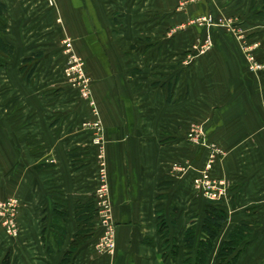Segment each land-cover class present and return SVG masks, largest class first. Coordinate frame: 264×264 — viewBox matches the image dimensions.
I'll return each instance as SVG.
<instances>
[{
  "label": "crops",
  "instance_id": "crops-1",
  "mask_svg": "<svg viewBox=\"0 0 264 264\" xmlns=\"http://www.w3.org/2000/svg\"><path fill=\"white\" fill-rule=\"evenodd\" d=\"M212 1L184 9L173 21L176 0H59L55 9L43 0H0V41L13 48L12 54L0 50L5 61V66L0 63V85L12 88L10 76L22 75L21 63L37 48L46 59H62L60 44L66 36L73 38L76 54L87 60L108 126L116 224L114 253L96 249L101 235L97 223L92 237L74 249L76 235L83 231L77 206L95 204L91 158L96 150L77 116L62 130L44 116L40 129L29 123L24 128L25 139L40 143L39 149L27 146L30 163L20 167L22 176L16 180L10 174L19 165L9 166V177L18 183L13 188L21 201V233L8 236L0 222V264L6 257L9 264H62L73 249L71 264H183L190 224L196 222L200 240L206 206L214 203L194 180L212 144L226 151L212 172L227 181L220 203L228 216L212 257L234 228L247 224L250 235L238 264H264V71L248 69L244 49L257 42V57L264 62V0ZM210 11L236 17L233 28L243 33L219 24L169 35L188 15ZM120 12H129L121 35L115 32ZM157 12L166 15L158 31ZM142 27L148 32H141ZM208 37L213 46L196 50L195 44ZM5 78L8 83L2 82ZM194 126L203 130L200 142L188 137ZM18 136L0 133V140L10 141V155ZM176 162L184 170H175ZM175 238L180 253L172 256Z\"/></svg>",
  "mask_w": 264,
  "mask_h": 264
},
{
  "label": "rangeland",
  "instance_id": "rangeland-1",
  "mask_svg": "<svg viewBox=\"0 0 264 264\" xmlns=\"http://www.w3.org/2000/svg\"><path fill=\"white\" fill-rule=\"evenodd\" d=\"M212 0H207L208 4H211ZM203 2V0H176V3H178V10L173 11V21H175L176 17L175 15H179L182 13V11L186 8L190 7H197V4ZM263 3V2H262ZM185 12V11H184ZM129 12H120V22H119V15L116 17V23L117 28L115 32L124 33L123 29L126 28L127 24L124 21L125 15H127ZM118 13H115V16ZM143 13H136L135 15L138 16L141 19H147L148 15H145ZM157 31L160 30V23L165 20L166 15L164 17V13L157 12ZM188 20L179 22L177 24H174L172 26V29L169 31V35L173 36L176 33H180L182 31L188 30V28H192L195 26L205 27L207 30L211 29L212 27L216 25H221L224 29L229 30H235L237 34L243 33L242 28H233L235 27L233 22L236 20V17L230 16V15H217L214 12L210 11L208 13H199L197 15L196 12L188 15ZM59 21H61L59 19ZM135 21L138 22L135 18ZM144 21V25H146V20ZM218 22V23H217ZM143 24V23H142ZM163 25V24H162ZM196 28V27H195ZM248 31L247 29L244 30ZM141 32H148L147 29H144L142 27ZM211 34H208L210 36ZM69 38L70 39V46L68 42H65V40ZM211 39V37H208L204 39V41L197 46L195 44V49H199L201 52L207 51L209 48H211L213 45L210 44L208 47H205L206 40ZM212 41V39H211ZM212 43V42H211ZM64 57L62 59L57 60H49L44 57V50H41L40 48H37L36 51L41 52L42 55L37 57V59L32 60L29 63H21L20 65V71L22 73V69L25 67L26 71L22 73V75L10 76V80L12 85V88L7 87V85H0V133L3 134V131H10L12 133L19 134L18 139L15 141L16 144L13 145L12 149L15 146V150H13V155H10L9 149H8V143H10L9 140H0V167H2L3 171L0 172V202L1 201H8L9 199H16L18 201V212L21 207V201L20 198L15 194V189L13 187H17L18 183H16L13 178L9 177V166L15 165V163L19 166H17L16 171H12L13 176H17L24 173V168H22V172L20 173V167H24V165L29 164L25 159V151L27 146L29 145V148L37 147L39 146V139L34 140L28 138L25 139V130L24 128L29 123L30 126L38 127L37 129H40L42 127L41 123L43 122L42 119H44V116H47L49 121H54L55 123H59L60 127L59 130H62V125L65 124V126L68 125V121L73 116H77L79 118L78 125L82 129V131L89 132L90 135H92V146L94 147L96 152L94 153L95 156L91 158V160H95V181H96V189L99 188L100 181H101V175H102V168L103 167V159L100 158L99 155V147L96 140L99 138L96 137H103L105 145H106V152H107V143H108V130L107 125L103 113V109L101 108V105L99 101H101V95L100 93H97L94 91V79L89 74L88 66H87V60L84 58L79 57L75 50H74V41L71 36L64 37L63 41H61L60 44ZM248 47H254L253 49V55L257 62L263 64L262 69L257 70H251L249 62L247 60L248 69L255 74H259V72L264 71V62L258 59L257 57V49L259 47V44L257 42H254L251 46ZM36 52V53H38ZM78 57H74L75 55ZM246 54V52H245ZM31 57V56H30ZM1 60V66H5V61ZM5 80V81H4ZM2 82H7L8 79L5 78L2 80ZM3 84V83H2ZM32 85V86H29ZM28 87V89H26ZM25 101L27 104L25 105ZM25 105V106H24ZM26 117L29 118V120H26ZM11 119V123H9ZM13 119L14 122H13ZM31 120V122H30ZM28 142H27V141ZM31 143V144H30ZM5 144V145H4ZM93 148V150H94ZM39 149V148H38ZM38 149L34 150V155H36L35 152H37ZM87 149V148H86ZM91 157V156H90ZM224 157V156H223ZM223 157H221L218 160H222ZM54 161V160H53ZM52 159H46V162H53ZM39 162V161H38ZM39 168V167H38ZM105 168H107V175L109 180V186H110V193H111V185H110V175H109V165L108 160H105ZM195 180V179H194ZM11 182V183H10ZM19 191V190H18ZM204 191V190H203ZM12 192V194H11ZM205 192V191H204ZM94 193V196H95ZM205 194L209 197L211 201L214 202H221L220 200H213L208 193L205 192ZM18 212H17V224L19 227V235L21 233V227L18 221ZM100 220V217L98 216V222ZM0 222L2 224V219L0 218ZM97 222V228H99ZM162 222L165 223L163 220ZM3 225V224H2ZM163 225V224H162ZM165 232V231H163ZM162 232V233H163ZM17 238V237H14ZM179 240L176 238L173 239V250L171 251L172 256L178 255L180 253L179 247L177 243ZM167 243V242H166ZM246 249V243L245 241H242L240 244L239 250V256L237 258V263L239 261V258L244 255ZM214 255V253H212ZM212 255L209 256L213 259V261L207 262V264H217V256L214 258ZM188 259L187 255H184L183 264H190L193 259L189 258L188 262L185 260ZM216 259V261H214Z\"/></svg>",
  "mask_w": 264,
  "mask_h": 264
},
{
  "label": "built area",
  "instance_id": "built-area-1",
  "mask_svg": "<svg viewBox=\"0 0 264 264\" xmlns=\"http://www.w3.org/2000/svg\"><path fill=\"white\" fill-rule=\"evenodd\" d=\"M50 8H57L59 0H43ZM65 42H68L70 46V39L67 38ZM211 39L206 40L205 47L212 44ZM246 59L249 62L251 70L262 69L263 64L256 61L253 55L254 47L245 46ZM75 55V54H74ZM78 58L76 55L74 56ZM203 136V130L200 126H194L188 133L190 140L194 142H200ZM96 140L99 147L100 158L103 159L102 175L99 188L95 193V204L98 211L100 220L98 222L99 228H101V235L95 245L96 249L101 253H114L116 249V224L113 217V205L111 201V193L109 180L107 175V168H105V160L107 161L106 145L103 137ZM226 155L225 149L212 144L210 145L209 156L204 166L203 171L198 177L195 178L196 186L204 190L213 200H222L226 193L227 181L223 178L216 177L212 170L217 159ZM177 171L184 170L182 163L176 162L173 165ZM17 212L18 201L16 199H9L8 201L0 202V218L2 219L3 227L6 234L12 238L18 237L19 227L17 224Z\"/></svg>",
  "mask_w": 264,
  "mask_h": 264
},
{
  "label": "trees",
  "instance_id": "trees-1",
  "mask_svg": "<svg viewBox=\"0 0 264 264\" xmlns=\"http://www.w3.org/2000/svg\"><path fill=\"white\" fill-rule=\"evenodd\" d=\"M0 50L12 54L13 48L8 49L2 41H0ZM42 53L38 52L31 57L25 59L24 63H29ZM0 63L1 60H0ZM26 71L24 67L22 73ZM98 211L93 205V202L87 204H78L77 206V221L82 227L83 231L76 235L74 249L80 245H83L90 237H92V231L95 224L98 222ZM228 216L226 211L221 206L220 202L210 203L206 206L205 217L202 224V235L200 240L196 235V222L192 221L190 227L187 230L185 236V242L187 245L186 255L192 258L193 261L190 264H207L209 256L212 255L215 242L220 237L223 231L224 224L227 221ZM250 235V228L247 224H241L234 228L229 236L221 242L220 248L217 253V264H236L239 256L240 244L245 241ZM199 240V241H198ZM66 253L62 264H71L73 253L75 250ZM188 259L185 261L188 262ZM4 264H9L8 257L4 260Z\"/></svg>",
  "mask_w": 264,
  "mask_h": 264
}]
</instances>
